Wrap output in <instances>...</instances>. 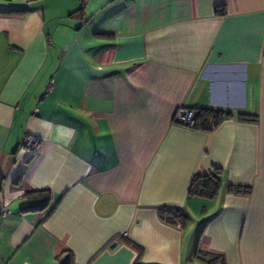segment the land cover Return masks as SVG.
Segmentation results:
<instances>
[{"label":"crops","instance_id":"0c3cea01","mask_svg":"<svg viewBox=\"0 0 264 264\" xmlns=\"http://www.w3.org/2000/svg\"><path fill=\"white\" fill-rule=\"evenodd\" d=\"M85 1L0 0V264H264V0ZM180 106L234 115L205 131Z\"/></svg>","mask_w":264,"mask_h":264},{"label":"trees","instance_id":"16d2710c","mask_svg":"<svg viewBox=\"0 0 264 264\" xmlns=\"http://www.w3.org/2000/svg\"><path fill=\"white\" fill-rule=\"evenodd\" d=\"M85 0H82L79 10H83L85 7ZM27 6H15L11 8V11L14 13L22 14L28 11ZM215 12L218 14L224 13V6H216ZM194 115V126L195 129H201L205 131L212 130L214 127L219 125L223 120L231 118L234 114L229 109L222 108H213V107H202L195 109ZM236 118L242 121H257V117L255 114L249 115L246 113H238L236 114ZM220 170L215 168L211 173L208 174H200L196 173L192 176L190 185L188 188V197H205V198H213L217 195L221 187L220 180ZM227 190L229 192L234 193H242L248 194L250 193L249 186L242 185H233L228 184ZM30 195L35 194L38 198V201L28 206L25 210H33V211H42L48 207L50 194L48 190H37L28 192ZM39 195V196H38ZM53 210V207L48 210L50 213ZM160 214L162 217L170 222V223H180L181 226H184L188 222V216L186 213L179 207L173 206H162L160 207ZM47 213V214H48ZM197 252H201L200 249H197ZM208 253V252H205ZM204 253V254H205ZM213 259H208L207 263L211 264ZM61 264H74L73 263V255L72 252L67 253L66 257L63 259ZM134 264H141L136 261Z\"/></svg>","mask_w":264,"mask_h":264},{"label":"built area","instance_id":"2783aa9c","mask_svg":"<svg viewBox=\"0 0 264 264\" xmlns=\"http://www.w3.org/2000/svg\"><path fill=\"white\" fill-rule=\"evenodd\" d=\"M194 115H195V111L193 108L180 106L177 108V110L174 113L173 121L175 123H180L186 127L193 128ZM39 141L40 140L38 139V137L30 134H25L20 141V146L31 150H35L39 144ZM10 212H11L10 209L6 205L4 204L0 205V217H4ZM124 234H126V232ZM25 264H29V263H25Z\"/></svg>","mask_w":264,"mask_h":264},{"label":"rangeland","instance_id":"374dc122","mask_svg":"<svg viewBox=\"0 0 264 264\" xmlns=\"http://www.w3.org/2000/svg\"><path fill=\"white\" fill-rule=\"evenodd\" d=\"M200 209V208H199ZM201 215V214H200ZM193 218V217H192ZM202 218V217H201ZM201 218H197L196 219V222H195V225L199 222L200 223V220H201ZM192 223H194V222H192Z\"/></svg>","mask_w":264,"mask_h":264}]
</instances>
